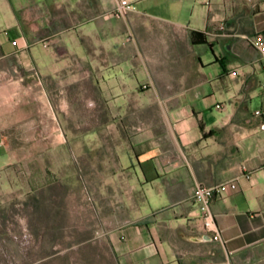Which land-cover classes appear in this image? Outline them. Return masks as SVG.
<instances>
[{"label": "crops", "instance_id": "crops-1", "mask_svg": "<svg viewBox=\"0 0 264 264\" xmlns=\"http://www.w3.org/2000/svg\"><path fill=\"white\" fill-rule=\"evenodd\" d=\"M116 1L0 0V170L75 149L117 264H264V0ZM228 181L213 240L194 188Z\"/></svg>", "mask_w": 264, "mask_h": 264}, {"label": "rangeland", "instance_id": "rangeland-1", "mask_svg": "<svg viewBox=\"0 0 264 264\" xmlns=\"http://www.w3.org/2000/svg\"><path fill=\"white\" fill-rule=\"evenodd\" d=\"M20 151V161L0 170V264H117L80 219L75 149L37 158Z\"/></svg>", "mask_w": 264, "mask_h": 264}, {"label": "built area", "instance_id": "built-area-1", "mask_svg": "<svg viewBox=\"0 0 264 264\" xmlns=\"http://www.w3.org/2000/svg\"><path fill=\"white\" fill-rule=\"evenodd\" d=\"M135 8L132 0H117L111 15H126ZM252 44L260 52V65L264 72V32H259L251 37ZM255 114L261 118V128L264 129V107L257 108ZM236 181H228L218 185H207L197 183L194 188V200L198 203L204 222V229L213 240L220 239V229L216 221V214L213 210V201L217 194H222L230 190H236Z\"/></svg>", "mask_w": 264, "mask_h": 264}]
</instances>
